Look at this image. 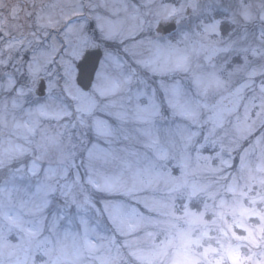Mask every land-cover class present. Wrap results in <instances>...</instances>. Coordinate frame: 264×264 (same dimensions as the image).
I'll return each mask as SVG.
<instances>
[{
  "label": "snow or ice",
  "instance_id": "6c2138e0",
  "mask_svg": "<svg viewBox=\"0 0 264 264\" xmlns=\"http://www.w3.org/2000/svg\"><path fill=\"white\" fill-rule=\"evenodd\" d=\"M100 6L107 8L105 0H101ZM88 7L95 12L96 5L89 4ZM187 8H191L196 13L198 11L197 0H188L186 6L182 5L180 8L166 11L165 19L182 15ZM84 16L85 12L81 7L62 14L60 18L53 15H39L37 26L43 30L45 40L50 34L49 30L58 31L61 27L65 44L72 45L71 38L75 37V44L69 54L76 63L62 60L66 76L68 68H73L75 71L72 91L68 92V96L78 102L77 110L79 112L94 116L97 109L96 95H114L120 91L123 85L132 83V76L125 77L121 82L108 75L106 70L109 64L118 68L123 65L116 54L107 48L101 49V46L87 35L88 24L82 19ZM88 20L95 21L96 29L104 40L111 41L120 34L118 25L99 12H95V15L89 14ZM221 24V20L203 24V40L207 42L193 43L191 51L181 49L171 43L162 45L159 42H153L157 53L156 58L142 60L138 63L146 71L160 77L157 84L149 85L146 80L140 79L139 83L142 87L134 93L135 105L131 116L122 105L118 106L115 102L106 105V116L111 117L116 121V124L101 116H94V133L96 137L104 140L107 147L100 143H92L87 149L88 160L104 163L119 160L121 168L131 173V183L125 178L123 171L109 174L90 167L88 175L84 179L94 193H102L104 198L96 200L93 195L85 192L81 184V177L77 172L72 182L59 186V198L65 203L63 205L56 204L53 207L54 198L58 193L56 178L60 177L66 180L69 170L67 167L52 166L44 169L45 178L37 185L34 201V209L43 214V218L39 230L29 229L27 231L30 237H38L44 230V224L47 223L49 231L62 233L63 240H58L55 248L45 251V255L49 256L50 264H80L85 253L95 254L106 246L110 253L111 247L116 245V237L102 233L100 223L93 221L90 212L106 219L114 231L121 236L133 235L148 226L161 228L167 232L166 237L159 243H156L154 239L156 233L147 232L145 234L147 237L153 238V244L149 249L137 248L133 252L139 264H155L157 258L168 256L170 250L171 264H213L209 260V256L218 250L211 246H205L204 240L212 239L210 235L212 226L216 225L218 221L227 223L228 215L233 216L237 228L248 234L247 237H240L233 231V238L251 239L255 242L252 230L245 225L244 220L254 214L264 221V216L255 212L254 209L245 208L242 203H229L228 200L220 197L219 192L211 190L210 185L190 179L193 175V150L198 162H209L205 167L213 172L219 171L211 166L210 162L213 160V156L204 155L203 149L209 145L213 149L216 148L218 133L225 128L233 114L240 112L245 90L250 87L254 77L264 75V72L258 73L253 69L246 73L247 79L233 83L234 77L244 71V66L248 61L244 57V65L233 64L232 69L228 68L229 63H232V57L229 55L233 51L232 44L209 40L212 35H221ZM183 39L190 40L189 34L184 33ZM45 40L37 37L36 43L44 44ZM60 49L61 45L57 44L53 37L52 42L45 45V49H41L33 55L32 59L36 62L35 69L31 72L34 87H29V91H39L38 74L42 67L47 65L49 58L55 60ZM97 51L100 52V55L89 72L84 66L89 57ZM192 53L198 56L202 54L209 69H193ZM253 54L255 55V53ZM221 57L228 58L218 66L216 61ZM177 72L184 73L187 83L185 79L168 78L170 74ZM12 86H15L14 82ZM46 87L50 94L54 85L49 82ZM65 87L67 92V85ZM224 92H227V97L223 95ZM261 92H264V85L261 87ZM18 94L23 95L22 92H18ZM227 100H231L232 103L229 104ZM260 107L264 108V104ZM48 108L47 104H42L35 111L39 116H48L50 115ZM109 109L116 110L109 111ZM250 117L251 112L247 106L244 107L243 116H237L234 131L241 138L253 131L252 125L249 123ZM129 121L139 126L136 131L143 138L140 143L146 151L121 149L126 152V156L121 158L112 144L113 140L118 138L119 132L125 133L123 136L125 140L129 139L126 129L122 127ZM37 124L38 121H33L32 127L28 125L25 127L29 132H34ZM205 127L207 130L202 135L201 129ZM162 131L168 138L167 144L161 138ZM176 137L179 138V149H177ZM47 140L49 143H56L54 137H48ZM262 140L264 137L257 139L256 144L259 145ZM223 147L221 143V153ZM22 152L23 149L19 145L8 150L10 156L16 153L22 154ZM221 153L217 155L220 156ZM246 157L247 153L239 156V170L241 172L247 170L250 177L255 179L254 176H251L253 172L251 162ZM170 160L173 161L172 167L180 170L179 175H173L172 167H166ZM221 163L227 166L232 165L231 160H224L222 156ZM40 170L41 165L34 160L30 169L32 175H38ZM255 171L264 173V162L255 165ZM259 182L264 184V177H261ZM160 184L168 189L170 195L172 193L184 194L185 202L180 212H177L176 195L171 196L170 203L155 196L143 195L145 192L154 190ZM78 185L81 186L79 193L77 192ZM223 191L235 196L238 193L236 179L233 178L231 183L225 185ZM240 195H244V193L240 192ZM198 197H207L214 204L203 203L200 210H194L193 202ZM161 208H168L169 212L161 213ZM49 209H52L50 217ZM148 213L166 215L169 218L157 219ZM209 215L212 217L211 220ZM13 223L17 227L20 226L17 221ZM261 231H264V228ZM221 234L227 236V232L221 231ZM68 239L72 240L70 253L73 257L72 260H68L69 250L64 242ZM104 242H107V245ZM46 243H49L47 238L39 241V245ZM125 246H128L127 242H125ZM3 247L4 245L0 243V248ZM198 249H203V251H198ZM224 254L232 261V264H239L238 248L234 249L229 245L224 249ZM223 259L222 255L215 261V264H223ZM99 264H112L111 255L105 254L103 257H99Z\"/></svg>",
  "mask_w": 264,
  "mask_h": 264
},
{
  "label": "rangeland",
  "instance_id": "374dc122",
  "mask_svg": "<svg viewBox=\"0 0 264 264\" xmlns=\"http://www.w3.org/2000/svg\"><path fill=\"white\" fill-rule=\"evenodd\" d=\"M105 2L107 8L100 6L101 0H0V33L4 34V37H0V161H5V166L0 167V190H2L0 191V243L4 245L0 248V264H50L49 256L45 255V251L54 248L56 241L53 239L52 244L39 245V241L45 240V237L52 239L47 223L44 224V230L38 237H30L27 231L29 229L37 231L40 228L31 212L34 209L36 188L44 181L45 168L67 167L69 170L67 179L56 178L58 193L54 198L53 207L56 204L65 203L59 198V186L74 180L75 172L69 167V162L77 159L74 156V153L78 151L77 135L78 133L83 135V129L80 128L79 123L76 127L72 126L75 117L68 119V113L74 105L68 102L66 97L68 92L72 91L75 71L73 68H68L66 76L65 65L62 63V60L76 63L69 54L75 44V37L71 38L72 45L65 44L61 27L58 31L49 30L50 34L45 40L43 30L37 26L39 15H53L60 18L62 14L77 7L83 8L85 16L82 19L88 24L87 35L102 48L109 47L107 49L116 54L123 65L118 68L109 64L106 70L108 75L121 82L125 77L132 76V83L123 85L126 91H119L117 95L109 97L110 100L116 101L118 106L122 105L124 109H127L130 116L135 105L134 93L142 87L139 83L140 79L146 76V72L137 61L143 59L148 53L143 50L142 43L139 45L136 43L145 36L152 37L154 41L162 45L171 43L191 51L193 43L207 42L203 40V24L221 20V35H212L209 40L232 44L233 51L229 53L232 63H229V69H232L233 64L244 65V57L248 61L244 71L234 77L233 83L247 79L246 73L253 69L258 73L264 72V0H197L196 13L191 8H187L182 15L168 19H165L166 11L180 8L182 5L186 6L188 0H105ZM88 4L96 5L95 12L101 13L118 25L120 34L115 39L111 41L102 39L101 33L96 29L95 21L88 20L89 14L95 15V12L87 6ZM173 21L179 24L176 34L163 37L157 33L161 23ZM89 22L93 23V28L97 31L94 34L89 29ZM184 33L189 34L190 40L183 39ZM37 37L45 40V43L38 45ZM53 37L56 43L61 45L60 52L54 61L49 58L47 65L43 66L39 72L38 80L44 79L47 84L51 82L54 87L50 94L47 91L44 98H38L35 90H28L29 87H34L31 72L35 69L36 62L32 57L41 49H45V45L50 44ZM191 55L193 69H209L202 54L198 56L192 53ZM227 58L218 59L217 65L219 66ZM41 63L43 64V61ZM184 79L187 83V78ZM13 82L15 86H12ZM262 85H264V75H257L253 78L250 87L245 90L243 100L252 117L256 116V112L264 104ZM188 86L191 87L190 84ZM18 92H22L23 95H19ZM96 99H99L98 95ZM42 104L49 106L50 115L39 116L36 113L35 110ZM115 110L109 109V111ZM242 110L244 111L243 106ZM96 114L100 115L99 111ZM61 117L65 119L62 120ZM105 119L116 124V121L109 116ZM33 121H38V124L34 132H29L25 125L32 127ZM122 127L126 129L129 139L125 140L123 138L125 133L119 132L118 138L113 140L112 147L115 148L118 156L121 158L126 156V152L121 149L146 151L140 143L143 138L136 131L139 126L129 121ZM206 130V127L201 129L202 135ZM256 135L258 136L259 132ZM48 137H54L56 143H49ZM161 138L167 144L168 138L163 131ZM254 139L255 137H251L244 141V148H248ZM175 140L179 149V138L176 137ZM100 143L107 147L102 141ZM17 145L23 149L22 154L16 153L10 156L8 152H3L4 148H14ZM213 151L214 149L209 145L203 149V154L212 155ZM9 160L10 162H7ZM34 160L41 165L38 175H32L30 171ZM237 162L239 163V155ZM110 163L121 166L119 160H112ZM172 163L173 161H168L166 167H172ZM251 165L253 168L251 176L255 179L251 178L248 172H241L234 166L233 175L238 185V193L232 196L222 190L219 195L229 203H242L245 208L254 209L255 212L264 216V184L259 182L261 177L255 173V166ZM172 174L179 175L180 170L172 167ZM191 179L197 180L196 177ZM231 179L230 176L229 180ZM227 184L228 181H224V185ZM240 192L244 195H240ZM176 196L177 212H180L185 202L184 194H176ZM203 203L214 204L207 197H198L193 202L194 210H200ZM51 211L52 209H49V217ZM209 219H212L211 215ZM14 221H17L20 226H15ZM244 223L252 230L255 242L251 239L233 238V231L240 237H247L248 234L235 226L231 215L227 216V223L218 221L212 226L210 233L212 239L204 240V244L218 250L209 256L213 264L222 255L224 256L223 264H232V261L224 254V249L229 245L239 249V264H264V231H261L264 228V221L253 214L245 219ZM221 231L227 232V236L222 235Z\"/></svg>",
  "mask_w": 264,
  "mask_h": 264
},
{
  "label": "clouds",
  "instance_id": "9594fccd",
  "mask_svg": "<svg viewBox=\"0 0 264 264\" xmlns=\"http://www.w3.org/2000/svg\"><path fill=\"white\" fill-rule=\"evenodd\" d=\"M153 42H156V41H154L152 37L150 36L142 37L141 40L136 42L138 45L142 43L143 50L148 53L147 56H145L141 60H138L137 63L142 60L156 58L157 53L154 48ZM138 64L146 72V76H143L142 78L146 80V82L149 85H153V86L156 85L160 77L146 71L140 63ZM168 78L184 79L185 77H184V73L177 72V73L170 74ZM120 91H126V88L122 87ZM117 93H115L114 95H110V96H115L117 95ZM223 95L227 97V92H224ZM110 96H99V99H96L97 109H96L94 116H101L103 118L106 117V114H105L106 105H109L112 102L116 103V101L109 99ZM66 100L68 102H71L74 105L73 109L68 113V119H72L73 116L75 117V119L73 120L72 126L76 127V124L79 123L80 128L83 129V135L81 136L79 133L77 135L79 144L76 147L78 148V151L74 153V156H76L77 159L75 161L69 162V167H71L75 173L77 172L79 173L81 177V184L83 186L84 191L87 192L88 194L93 195L96 200H100L104 198L103 194L94 193L93 190L87 185L84 179L88 175L90 167L92 169L102 170L109 174L118 173V172L123 171L125 178L129 181V183L132 182L131 173L128 172L127 170H123L121 166L111 164L110 161L108 163H104L102 161H89L88 160L87 149L90 147V145L92 143H100L101 141L104 143V140L102 138L96 137L94 133V130H93L94 116L85 115L84 113L79 112L76 106L77 101L69 98V96L66 97ZM227 102L229 104L232 103L231 100H227ZM242 106L243 107L247 106L244 100H242L240 112L233 114L229 118L227 124L225 125V128L222 131H220L216 137L217 146L212 152L213 160L210 163H211L212 168L219 169L218 172H213L209 170V168L205 167V165L209 162H206V161L198 162L195 159V152H193V158H192L193 175L190 177V179L192 177H196L197 181L210 185L213 191H217L219 193L223 190L225 186L224 181H228V183H231L232 179L235 178V176L233 175V168L235 166L237 169H239V163L237 162L238 155L240 156L244 153H247L246 159L249 162H251V164H253L254 166L261 162H264V143L261 142L259 145L256 144L257 139L264 137V108L260 107L259 110L256 112V116L250 117L249 123L252 125L253 131L249 134H246L243 138H241L234 131V124L236 122L238 115L241 117L243 116L244 111L242 110ZM97 111H99L100 115L96 114ZM61 119L64 120L65 118L61 117ZM66 122L67 121H65V123ZM257 132H259L258 136L256 135ZM251 137H255V139L252 140V143L249 145L248 148H244V141L249 140ZM221 143L224 146L222 153L220 150ZM241 149L243 150L241 151ZM8 150L9 148H4L3 152H8ZM218 153H221V155L218 156L217 155ZM221 156L224 160H231L232 165L227 166V165L222 164ZM36 159H39V157H36ZM7 162H10V160ZM3 166H5V161H0V167H3ZM254 171H255V168H254ZM245 172H248V171L245 170ZM255 173L259 174L260 177H264V173H258L256 171ZM230 176L232 177L231 180H229ZM80 188L81 186L78 185L77 186L78 193L80 192ZM143 195L155 196L162 201H166L170 203L171 196L176 195V194L172 193L170 195L168 189L163 184H160L154 190L145 192L143 193ZM31 212H32V216L36 220V223L40 225V222L43 218V214L38 213L35 209H32ZM160 212L168 213L169 209L161 208ZM148 214L153 215L157 219H162V220L169 218L166 215H157L156 213H148ZM90 215L93 221H98L100 223V230L102 233H106L109 236L115 235L116 245L111 247L110 253H109V249L107 246L99 249L95 254L85 253L80 264H99V257H103L105 254L111 255L112 264H139V261L133 255V252L137 248L149 249L152 247V244H153V238L147 237L145 234L147 232L156 233L157 235L154 238L156 243H159V241L163 240L167 235V232L165 230H162L161 228L148 226V227L142 228L140 231H138L137 233L133 235L121 236L120 234L114 231L113 227L107 222L106 219L102 217H98L94 213H91V212H90ZM51 233H52V239H49L48 237H45V238L49 240V244H52L53 239H54L56 241L54 245V248H55L57 241L63 240V235L62 233H53V232ZM64 242L68 246V250H69L68 260H72L73 257L70 255L71 249H72V240L68 239L67 241H64ZM125 242H127L128 246H125ZM104 243L107 245V242H104ZM171 259L172 258H171V250H170L168 256H161L157 258L155 261V264H171Z\"/></svg>",
  "mask_w": 264,
  "mask_h": 264
},
{
  "label": "water",
  "instance_id": "95a60500",
  "mask_svg": "<svg viewBox=\"0 0 264 264\" xmlns=\"http://www.w3.org/2000/svg\"><path fill=\"white\" fill-rule=\"evenodd\" d=\"M176 30V24L175 23H169L167 25H160V31L163 32V34H170ZM100 55V52H95L92 56L89 57L88 61L85 64V68L90 72L92 67L95 65L97 57ZM40 83V89L37 91V95L40 97L45 96L46 91V84L45 81L41 80Z\"/></svg>",
  "mask_w": 264,
  "mask_h": 264
}]
</instances>
